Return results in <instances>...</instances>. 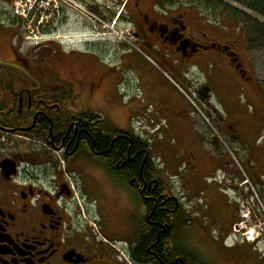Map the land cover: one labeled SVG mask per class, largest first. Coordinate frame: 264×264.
Segmentation results:
<instances>
[{
  "label": "flooded vegetation",
  "instance_id": "flooded-vegetation-1",
  "mask_svg": "<svg viewBox=\"0 0 264 264\" xmlns=\"http://www.w3.org/2000/svg\"><path fill=\"white\" fill-rule=\"evenodd\" d=\"M15 1L0 0V5L14 11ZM123 2V19L133 27L140 46L137 52L170 69L175 82L198 80V67L213 61L221 69L232 68L235 87L240 80L250 81L245 79L248 72L235 50L236 42L221 43L211 37V23L192 18L188 1ZM0 15L8 19L7 26L0 24V40H7L13 53V61L0 60V139L7 138L0 145V264H264V237L249 232L251 205L242 206L229 196L240 191V172L232 158L223 156L215 137H209L216 145L210 146L214 154L205 161L188 151L186 168L197 174L224 171L222 195L236 208L232 234L240 231L235 244L228 238L222 244L207 240L203 227L199 229L198 211L177 195L160 172L141 129L119 125L115 117L113 123L104 109L87 108L90 95L76 92L80 83L92 84L91 98H95L96 85L112 79V90L124 80L120 74L111 76L104 63L92 58L95 44L87 41L86 51L69 50L63 44L73 38L54 36L56 32L50 30L55 26L45 25L42 42L34 49L41 50V57L31 50L22 56L12 44L7 8L0 7ZM215 50L221 53L214 55ZM144 75L165 91L168 110L176 100L184 106L166 78L154 79L150 75L158 74L148 68ZM193 87L192 96L200 107L211 102V98L202 100L203 85ZM106 101L107 106L109 101L115 104L108 93ZM101 105L106 107L105 102ZM118 107L114 112L124 113V107ZM184 117L190 120L187 111ZM256 120L260 128L264 116L238 121L235 125L243 127L238 136L250 138L249 130L258 127ZM217 127L224 132L232 126ZM259 157L264 166V155ZM248 180L264 186L260 178ZM261 198L264 202V193ZM241 206L248 217L246 229ZM239 246L247 251L238 252Z\"/></svg>",
  "mask_w": 264,
  "mask_h": 264
},
{
  "label": "rangeland",
  "instance_id": "rangeland-1",
  "mask_svg": "<svg viewBox=\"0 0 264 264\" xmlns=\"http://www.w3.org/2000/svg\"><path fill=\"white\" fill-rule=\"evenodd\" d=\"M216 1L229 6L237 16L232 17L219 10H204L191 5V8L189 7L190 14L193 15L192 18L198 17L209 24L211 23L210 27L213 30L208 29V33L218 42H236L235 50L243 62L244 69L248 72L245 79L249 78L250 81L240 80L239 86L235 87L236 83L231 76L233 70L229 65L227 68L224 67L226 69H221L220 63L216 61L201 65L198 67L200 73L198 80L177 82L187 96L193 93L190 89H193V86L198 83L204 86L202 87L203 92L208 87L211 104L201 107L200 113L184 100L186 99L185 95L178 94L184 98L182 101L187 110L176 99L175 107L168 110V108L159 106L158 102L147 93L144 69L148 68L150 73L158 74L150 76L154 79L158 78L160 81H164L162 72L173 79L174 75L170 69L162 67V65H159V70L151 61L145 60L144 55L137 52L136 49H140V46L133 35V27L123 19V0H16L14 11L8 6L0 5V7L7 8V14L10 17L9 25L14 31L12 44L20 53L19 55L26 56L27 52L31 50L33 56L41 57V50L34 51V49L42 42V31L45 25L55 26L50 30L56 32L54 36L64 34L80 43L78 49L81 51L88 49L85 45L88 43L87 41L95 40L96 47H93L90 52L92 58L104 63L109 68L111 76L120 74L124 76V80L115 84L112 90V79L106 80L101 85H96L97 97L95 98H91L93 85L87 82L80 83L76 92L85 97L87 94L90 95L89 100L91 101L87 103L88 109L97 112L99 109H104L113 123H116L115 117L119 125H133L136 119L146 116L134 124L142 125L145 135L149 131L153 132L154 134L149 137H153L154 140L158 137V132L165 136L174 128H182L183 134L186 136L184 142L187 144L184 150L185 154L193 150L195 154H200L205 161L214 154L210 146L216 145L210 143L209 137L216 131L215 134L225 143L223 156L227 155L232 158L240 172L238 179L239 184H242L240 191L239 193L233 191L229 196L235 200L239 199L240 203L238 202V204L242 206L251 205L250 218L253 223L252 229L255 231L254 236L264 237V202L261 198L264 186L259 185V182L254 183L248 180V177H251L264 181V166L259 157L264 155V121L261 122L259 128V123L256 120L258 127L252 126L255 132L253 129L249 130L251 137L246 140L238 136L243 133V127L240 130V127L235 125L240 120L245 122L248 118L256 119L264 116V42L261 38L253 36L259 32L264 35V0H258V2L255 0ZM20 5L26 10V17L20 15ZM32 6H34L33 10L29 12ZM195 14L198 16H194ZM60 19L64 20L62 27L59 23ZM7 20L0 15V24L4 23V26H7ZM253 28L256 29L255 32L252 31ZM87 36L91 39H88ZM51 41L55 42V39ZM75 49L77 50V47ZM10 50L7 40H0V60L13 61V53ZM130 50L135 53H129ZM216 53L221 52L213 51L214 55ZM142 59L145 61L144 67L141 66ZM167 85L169 88L173 87L170 82ZM256 87H258L260 96H258ZM107 93L115 104L109 101L110 106H107ZM258 97L260 102H258ZM104 102L106 107L101 105ZM259 103L260 105H258ZM118 106L124 107V113L114 112L115 108H119ZM216 107L219 110L217 116L214 111ZM136 108H139L140 111L129 114L126 112V110L133 112ZM186 111L190 120L184 117ZM147 117L153 121L158 132L151 129ZM217 124L225 128L232 127L228 131L221 132ZM252 132L254 133L252 134ZM238 137L239 139H237ZM161 139L165 140L164 137ZM169 148L172 155H176V159H165L170 161V166L165 173L175 176L174 181L177 186L171 182L175 192L177 190L180 198L198 211L197 217L202 218L199 229L202 230L203 227L204 236L209 242L222 244L228 238L229 243L235 244L237 237L232 234V231L236 223L234 219L236 208L222 195L225 191L223 183H226L222 176L224 171L217 174L215 171L206 170L199 171L197 174L191 168L180 164L179 157L184 155L181 139H172ZM226 164V162L223 164L222 170L225 169ZM242 206V219H244L243 215H246V212ZM244 220L242 225L248 222V218ZM246 225L248 226V224ZM239 232L237 230L235 234L238 235ZM237 251L246 252L247 250H243L239 246Z\"/></svg>",
  "mask_w": 264,
  "mask_h": 264
},
{
  "label": "crops",
  "instance_id": "crops-1",
  "mask_svg": "<svg viewBox=\"0 0 264 264\" xmlns=\"http://www.w3.org/2000/svg\"><path fill=\"white\" fill-rule=\"evenodd\" d=\"M145 83L147 84V93H149L150 97L157 101L158 105L161 107H169V104L166 102V100L164 99V97L166 96L165 94H163V90H161L160 88H158V84L154 83V80L151 79L150 77H146L145 78ZM155 91H159L158 94L156 93L155 95L152 96V94H154ZM167 93V92H166ZM163 94V95H162ZM184 130L182 128H174L171 132L167 133L165 136L164 134H160V132L158 133V137H156L155 139V156L157 158L158 161H161L165 171L167 172V168L168 166H170V161H167L165 159L167 158H175L176 159V155H172V151H169V143H171L172 139H181V147H183V152L184 155L179 157L180 160V164L183 165V159L186 158V154H185V148L187 147V144L184 142V139L186 138V136L183 134ZM149 134H152V132H148V134L146 136H148ZM165 138V140L161 139V138ZM154 148V147H153ZM182 152V153H183ZM170 172V171H169ZM168 176H173L170 173H166Z\"/></svg>",
  "mask_w": 264,
  "mask_h": 264
},
{
  "label": "trees",
  "instance_id": "trees-1",
  "mask_svg": "<svg viewBox=\"0 0 264 264\" xmlns=\"http://www.w3.org/2000/svg\"><path fill=\"white\" fill-rule=\"evenodd\" d=\"M185 1H189V4L191 6H196L199 9H204V10L215 9L216 11L219 10L222 13L224 12V14L231 15L232 17L237 16V14L234 13L235 11L233 12V10L229 6L218 3L216 0H175L176 3L178 2L184 3ZM255 1L258 2V0ZM246 5L248 7V4ZM256 35H254V37H259L264 42V35L261 34V32L257 33Z\"/></svg>",
  "mask_w": 264,
  "mask_h": 264
},
{
  "label": "water",
  "instance_id": "water-1",
  "mask_svg": "<svg viewBox=\"0 0 264 264\" xmlns=\"http://www.w3.org/2000/svg\"><path fill=\"white\" fill-rule=\"evenodd\" d=\"M204 92L205 93L203 94L202 100H205L206 98H208V92H209L208 88H205Z\"/></svg>",
  "mask_w": 264,
  "mask_h": 264
}]
</instances>
